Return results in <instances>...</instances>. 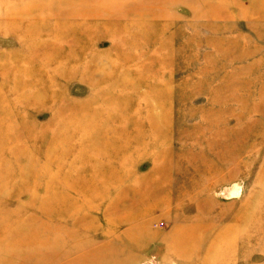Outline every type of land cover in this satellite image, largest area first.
I'll use <instances>...</instances> for the list:
<instances>
[{
	"label": "rangeland",
	"instance_id": "rangeland-1",
	"mask_svg": "<svg viewBox=\"0 0 264 264\" xmlns=\"http://www.w3.org/2000/svg\"><path fill=\"white\" fill-rule=\"evenodd\" d=\"M34 1L0 0V236L46 193L117 264H264V0H89L58 42L10 18ZM42 54L78 72H35Z\"/></svg>",
	"mask_w": 264,
	"mask_h": 264
},
{
	"label": "bare ground",
	"instance_id": "bare-ground-1",
	"mask_svg": "<svg viewBox=\"0 0 264 264\" xmlns=\"http://www.w3.org/2000/svg\"><path fill=\"white\" fill-rule=\"evenodd\" d=\"M31 1L32 0H30V2ZM103 2L104 1H102V0L100 1V3L102 5L105 4ZM33 3L34 4H31L32 6L29 7L27 10H25L24 12L19 13V14L13 13V15L11 14L12 16L10 15V18L14 21L17 18H19V19L25 18L28 20H32L31 27L28 23L29 26H28V28L26 27L25 33H26L27 37L31 38V40H33L34 42L40 41V39H43V40H45V39L49 40L50 39V40L58 42L59 40H62L66 34V31L68 28L67 26H68V24H70L67 22H71L73 24H77L78 26H80V25L84 24L81 22V18H83L87 14H91V15L93 14L91 11L85 12V10H83L81 12L82 13L81 16L78 17L79 15L77 16V14L71 9L72 5H75L77 3L81 4V5L82 4L86 5L87 3H89V0H41V1L39 0V1H34ZM94 14H95V12H94ZM106 29H107V31H98V27L94 26L92 28L87 29V34L91 38L95 37V35H96V37L101 35V36H105L108 38L111 37L114 40H116V39L121 40V39L125 38V36H126L125 33H120L119 30H117V33L112 34V32H110L109 28H106ZM114 31H115V29H114ZM49 57H50L49 54H47V55L42 54V56H40V58L38 60L39 61V64H38L39 69H37V71H35V72H38V71L44 70V69H53V70L61 73V75L63 74L62 73L63 71H66L68 74L78 72L77 69L74 70L71 67L70 68L64 67V66L60 65L57 61H51ZM94 66L95 65H93V67ZM89 67L90 66H88V68ZM32 69H33L32 66L29 67V69H28L29 72ZM66 69H69V70H66ZM79 72L81 73V71H79ZM60 79H62V76L60 77ZM29 83L30 82L26 78L25 79H19L18 77H15L13 82H12V88L16 89L17 87L20 86V84L30 85ZM41 85H42L41 83H38L37 84L38 88H40ZM33 93L28 95L27 98H31L33 95H35ZM1 102H2V98L0 97V104H1ZM29 103H31V101ZM47 124L48 123H46V125ZM46 125H43V126H46ZM19 127L18 126L13 127V129L10 133L11 134H13V133L18 134L20 132V129H22ZM97 135H98V133H97ZM92 145H93V143H92ZM81 148L82 147H80V149ZM63 156H54L55 157V159H54V157L50 158L46 155V156H43L42 163L46 167H55L57 169V171H59V172L63 171L62 173H60L62 179H68V176L65 172V165L66 164L64 162L65 160H63ZM74 159H75V157H74ZM29 163H30L29 161H26V163L22 167L26 168V165H28ZM95 165H96V163H95ZM18 176L20 178H22L23 171L18 172ZM235 190H237V188ZM140 191H143V190H140ZM93 194H95L94 191H91L89 195H93ZM83 195H84V192H83ZM226 196H227V194H226ZM47 198H48L47 194L45 193L41 197V201H42L41 208L37 209V212L39 213L40 217L45 218V220H41L38 217H36V220H34V215L32 214L29 216L28 219L27 218H25V219L19 218L20 220L17 223V227H16L15 231L9 232L7 230H4L3 233H1L2 235L0 236V238H1L0 239V259L2 262L5 260H12V259L16 258L19 261L20 260L21 261H23V260L27 261L28 263H26V264H100V262H101V264H103L102 261H105L104 262L105 264H117L118 260H116L111 253L110 254L112 256L102 255L101 252H99L98 250H95V249H92V250L87 251V252H81L83 250H82V248H80V244H78L77 241L74 239L75 236H77L76 232L79 233V231H77L75 229L74 225H76V223L80 219H83V216L77 215L79 213V211L78 212L72 211V214H71L72 218L67 222L66 221L62 222V221L58 220L56 222V224H54V225H53L54 222H49V204L51 202L57 203V201H55L57 198H55V199L49 198V200H51V202H49L47 200ZM139 212H141V211H139ZM135 218H137V217H135ZM50 221H52V220H50ZM36 222H38V224ZM30 225H31V227H29V229H28L27 227ZM88 228L90 229V227H88ZM33 238H36V239L40 238L39 240H36V242H35V245L38 246V248H36L37 249L36 251L34 250V247H35L34 241L35 240ZM32 241H33V243H32ZM30 244H32V245H30ZM12 247L14 249H16L14 255L13 254L10 255V251H11ZM30 249H32L31 251H33L30 255L28 253H23L26 251H30ZM36 256H40V258L37 259ZM101 257H102V259L100 261ZM112 261H113V263H112ZM119 263H120V261H119ZM20 264H22V263H20Z\"/></svg>",
	"mask_w": 264,
	"mask_h": 264
}]
</instances>
